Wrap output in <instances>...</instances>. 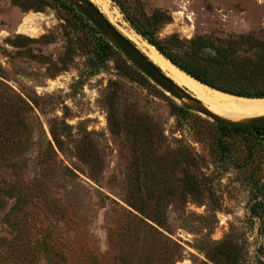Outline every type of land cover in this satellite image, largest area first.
<instances>
[{
	"label": "rangeland",
	"instance_id": "obj_1",
	"mask_svg": "<svg viewBox=\"0 0 264 264\" xmlns=\"http://www.w3.org/2000/svg\"><path fill=\"white\" fill-rule=\"evenodd\" d=\"M89 1L208 81L264 90V0ZM220 126L68 0H0V264H264V127Z\"/></svg>",
	"mask_w": 264,
	"mask_h": 264
},
{
	"label": "water",
	"instance_id": "obj_2",
	"mask_svg": "<svg viewBox=\"0 0 264 264\" xmlns=\"http://www.w3.org/2000/svg\"><path fill=\"white\" fill-rule=\"evenodd\" d=\"M68 1L81 14V16H83L86 19V21L97 31V33L101 35L106 41H108L117 51H119L134 68H136L144 77H146L160 90H162L164 93H166L173 99L179 102L189 103L190 107L196 113L205 116L206 118L210 119L213 123L221 126L251 127L254 125H259L264 123V116L255 119H250L247 122H233L211 113L206 108H204L201 105V103L197 101L192 95H190L186 90L176 86L156 66H154L151 62H149V60L141 52H139V50H137V48L129 40H127L119 31H117L105 19V17L89 0H68ZM171 64L174 65L173 63ZM194 80L197 81L196 79ZM199 83L204 85L201 82ZM233 97H237V96H233ZM246 99H250V98H246Z\"/></svg>",
	"mask_w": 264,
	"mask_h": 264
},
{
	"label": "bare ground",
	"instance_id": "obj_3",
	"mask_svg": "<svg viewBox=\"0 0 264 264\" xmlns=\"http://www.w3.org/2000/svg\"><path fill=\"white\" fill-rule=\"evenodd\" d=\"M91 1L96 5L100 3V0ZM31 21V16L25 17L22 24L19 26V31L24 33L30 32ZM120 32L135 44L136 48L149 60V62L156 66L168 79L176 86L186 90L211 113L233 122H247L250 119L264 116V98H238L220 91L212 90L176 68L153 47L147 45V43H140V41L138 40V42L136 40L137 38L131 34L124 31Z\"/></svg>",
	"mask_w": 264,
	"mask_h": 264
},
{
	"label": "trees",
	"instance_id": "obj_4",
	"mask_svg": "<svg viewBox=\"0 0 264 264\" xmlns=\"http://www.w3.org/2000/svg\"><path fill=\"white\" fill-rule=\"evenodd\" d=\"M149 44L153 45L155 49L163 55L166 59H168L171 63H173L175 66H177L179 69L184 71L186 74L191 76L192 78L196 79L197 81L203 83L204 85L215 89L217 91L223 92L225 94H229L232 96H237V97H243V98H264V90H258L256 88H246V87H234L232 85L228 86H223V85H217L211 81H208L205 79L201 74H199L195 69H192L187 66H183L178 61L167 55L162 49H160L157 45L152 44L151 42L148 41ZM264 127V123L259 124V125H254L251 127L248 126H241V127H225V126H220L222 129H228L236 132H243L246 130H255L258 132L260 128ZM264 136V134H261ZM264 141V139H263ZM163 216V214H162ZM163 219H158L157 223L161 224Z\"/></svg>",
	"mask_w": 264,
	"mask_h": 264
}]
</instances>
